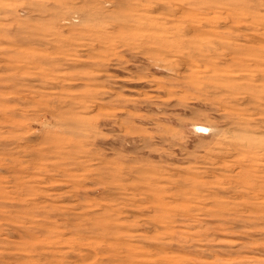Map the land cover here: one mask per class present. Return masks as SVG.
Returning <instances> with one entry per match:
<instances>
[{"label": "rangeland", "instance_id": "obj_1", "mask_svg": "<svg viewBox=\"0 0 264 264\" xmlns=\"http://www.w3.org/2000/svg\"><path fill=\"white\" fill-rule=\"evenodd\" d=\"M0 264H264V0H0Z\"/></svg>", "mask_w": 264, "mask_h": 264}, {"label": "bare ground", "instance_id": "obj_2", "mask_svg": "<svg viewBox=\"0 0 264 264\" xmlns=\"http://www.w3.org/2000/svg\"><path fill=\"white\" fill-rule=\"evenodd\" d=\"M182 1V0H181Z\"/></svg>", "mask_w": 264, "mask_h": 264}]
</instances>
